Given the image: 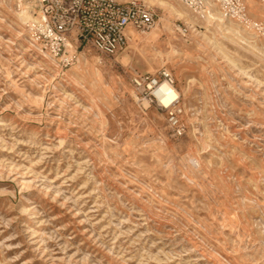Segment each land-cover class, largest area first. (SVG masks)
<instances>
[{"label":"rangeland","instance_id":"rangeland-1","mask_svg":"<svg viewBox=\"0 0 264 264\" xmlns=\"http://www.w3.org/2000/svg\"><path fill=\"white\" fill-rule=\"evenodd\" d=\"M141 1L123 55L60 70L0 0V264H264V42ZM130 69L171 74L181 137Z\"/></svg>","mask_w":264,"mask_h":264},{"label":"built area","instance_id":"built-area-1","mask_svg":"<svg viewBox=\"0 0 264 264\" xmlns=\"http://www.w3.org/2000/svg\"><path fill=\"white\" fill-rule=\"evenodd\" d=\"M196 21H204L217 11L242 34L264 42V17L257 18L249 9L251 2L264 8V0H179ZM29 18L24 24L28 42L44 57L66 70L77 60L76 51L91 47L106 58L123 55L131 33H146L157 22L153 9L141 0H26ZM184 35L186 28H174ZM72 43L77 44L75 48ZM134 98L142 108L154 107L164 114L174 138L184 134L179 97L164 104L175 91L167 70L155 75L127 72Z\"/></svg>","mask_w":264,"mask_h":264},{"label":"bare ground","instance_id":"bare-ground-1","mask_svg":"<svg viewBox=\"0 0 264 264\" xmlns=\"http://www.w3.org/2000/svg\"><path fill=\"white\" fill-rule=\"evenodd\" d=\"M149 3H153V4H156L160 7H168V9H170L172 11V13H174L176 16H179L181 18H184L185 20H187V16L190 15V13H185V12H182V13H179L177 12L174 8H172L169 4L165 3V2H162L160 0H147ZM174 1H178L180 3L179 0H174ZM178 3V5H179ZM181 4V3H180ZM182 5V4H181ZM183 6V5H182ZM184 7V6H183ZM28 9V6L25 7L24 9H21L20 11V16H19V20L23 23H26V21L28 20L29 16L26 12V10ZM249 9L255 13V17L257 18H261V17H264L263 15V10L264 8L259 6L257 3H254V2H251L250 5H249ZM181 11V10H180ZM209 14H212L211 16L208 15V17H205L204 18V22L208 21V20H214V21H217L219 24H216V27L217 29L220 31V32H223L224 33H228V34H231L232 29L230 28V25L236 30V32L240 33V31L232 24H229L227 23L225 20L222 19V17H220L219 13L217 11H212L211 13ZM193 17V16H192ZM194 18V17H193ZM195 19V18H194ZM196 20V19H195ZM199 21V20H198ZM225 22V23H224ZM209 23V22H207ZM226 23L229 25L227 26ZM133 32L131 33V36H132ZM233 34V33H232ZM244 35V34H243ZM247 37H250V36H247ZM252 38V37H250ZM261 51V50H260ZM263 55H264V52H261ZM179 97L176 90L173 91L170 95H168V97L164 100V104L172 101L173 99Z\"/></svg>","mask_w":264,"mask_h":264}]
</instances>
